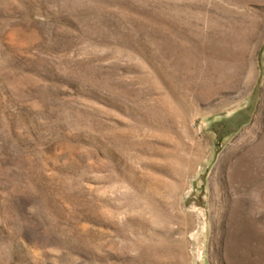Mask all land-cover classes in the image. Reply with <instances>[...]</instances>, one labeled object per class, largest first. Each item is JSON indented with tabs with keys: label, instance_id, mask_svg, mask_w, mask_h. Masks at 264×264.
<instances>
[{
	"label": "rangeland",
	"instance_id": "rangeland-1",
	"mask_svg": "<svg viewBox=\"0 0 264 264\" xmlns=\"http://www.w3.org/2000/svg\"><path fill=\"white\" fill-rule=\"evenodd\" d=\"M263 125L264 0H0V264H264Z\"/></svg>",
	"mask_w": 264,
	"mask_h": 264
},
{
	"label": "bare ground",
	"instance_id": "bare-ground-1",
	"mask_svg": "<svg viewBox=\"0 0 264 264\" xmlns=\"http://www.w3.org/2000/svg\"><path fill=\"white\" fill-rule=\"evenodd\" d=\"M261 107V106H260ZM264 126V125H263ZM260 143L259 144H257V147L256 148H254L255 150H258L257 152H261V151H263L264 150V133H263V136L260 138ZM254 150V151H255Z\"/></svg>",
	"mask_w": 264,
	"mask_h": 264
}]
</instances>
